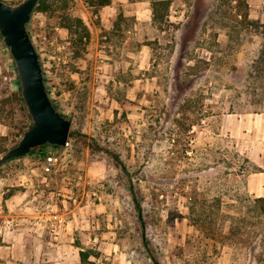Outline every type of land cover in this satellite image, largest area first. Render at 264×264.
I'll return each mask as SVG.
<instances>
[{"label":"rangeland","instance_id":"obj_1","mask_svg":"<svg viewBox=\"0 0 264 264\" xmlns=\"http://www.w3.org/2000/svg\"><path fill=\"white\" fill-rule=\"evenodd\" d=\"M91 1L42 0L32 15L72 136L51 173L48 147L0 165V224L24 195L64 216L57 239L42 233L72 238L84 264H264V145L251 161L221 129L232 113L264 121V8L168 0L155 17L157 0ZM19 96L0 37V156L29 120Z\"/></svg>","mask_w":264,"mask_h":264},{"label":"water","instance_id":"obj_2","mask_svg":"<svg viewBox=\"0 0 264 264\" xmlns=\"http://www.w3.org/2000/svg\"><path fill=\"white\" fill-rule=\"evenodd\" d=\"M40 0H0V37L13 59L20 95L29 120L15 145L0 156V165L24 158L43 146L65 147L72 118L56 106L48 90L41 55L29 30Z\"/></svg>","mask_w":264,"mask_h":264},{"label":"crops","instance_id":"obj_3","mask_svg":"<svg viewBox=\"0 0 264 264\" xmlns=\"http://www.w3.org/2000/svg\"><path fill=\"white\" fill-rule=\"evenodd\" d=\"M247 3L263 11L264 0H247ZM258 115L228 114L221 126L248 155L254 154L248 157L256 162L261 159L259 147L264 145V121L260 122ZM13 198L5 201L2 210V215L9 216L15 226L0 235V264H84L81 256L84 249L69 242L72 238L66 236L55 242L51 236L43 235L41 225L36 227L38 224L32 220L40 211L35 202L26 201L24 195Z\"/></svg>","mask_w":264,"mask_h":264},{"label":"built area","instance_id":"obj_4","mask_svg":"<svg viewBox=\"0 0 264 264\" xmlns=\"http://www.w3.org/2000/svg\"><path fill=\"white\" fill-rule=\"evenodd\" d=\"M69 145V141L66 143L65 147H58V146H43L38 147L36 150L39 153L44 152L45 148H49L47 152H45V164H44V171L46 173H51L54 171L55 166L57 164V156L56 151L59 149H65ZM37 211H40L39 216L35 217L32 221L33 223L38 224L37 226H45L48 223L53 227L54 238H58L61 234V231L64 229V225L66 224V220L61 213H51L50 210L52 208L51 203L47 200L40 199L36 202ZM2 221L0 224V235L1 233H6V231L10 230L15 226V222L9 217L1 215Z\"/></svg>","mask_w":264,"mask_h":264},{"label":"trees","instance_id":"obj_5","mask_svg":"<svg viewBox=\"0 0 264 264\" xmlns=\"http://www.w3.org/2000/svg\"><path fill=\"white\" fill-rule=\"evenodd\" d=\"M110 3H111V0H92L90 2V5H92V6L95 5V6H97V8H100V7L107 6ZM162 7L164 8L165 11H167L169 9V1L168 0H157V1L154 2V4H153V13H154L155 17L159 16V10ZM46 8H47L46 6H44V7L42 6V0H40L38 5L36 6L35 10H37V9L45 10ZM78 21H79V24L82 25L81 20H78ZM69 29L71 30V27ZM84 30H85V28H84ZM19 99H20L21 102H23V99H22L21 95L19 96ZM71 136H72V133H71ZM36 149L37 148L33 149L32 152H34ZM115 158L122 165L123 169L126 171V167H125L123 161L121 160V158L118 155H116ZM258 199L264 201V197L263 198H258ZM134 202H135V204H136V206L138 208V211L140 212V215H141V205H140V203H139V201L137 200L136 197H134ZM81 256H82V258H86L87 254H85L84 252H81ZM156 264H159V262L156 261Z\"/></svg>","mask_w":264,"mask_h":264}]
</instances>
